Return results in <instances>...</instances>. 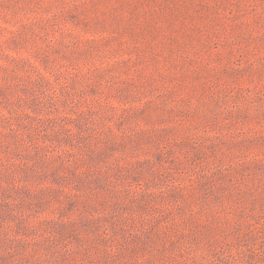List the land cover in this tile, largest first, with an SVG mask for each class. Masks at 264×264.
Segmentation results:
<instances>
[{
  "label": "rangeland",
  "instance_id": "rangeland-1",
  "mask_svg": "<svg viewBox=\"0 0 264 264\" xmlns=\"http://www.w3.org/2000/svg\"><path fill=\"white\" fill-rule=\"evenodd\" d=\"M0 264H264V0H0Z\"/></svg>",
  "mask_w": 264,
  "mask_h": 264
}]
</instances>
